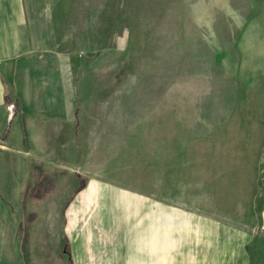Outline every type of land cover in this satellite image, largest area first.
I'll return each instance as SVG.
<instances>
[{
	"label": "rangeland",
	"instance_id": "1",
	"mask_svg": "<svg viewBox=\"0 0 264 264\" xmlns=\"http://www.w3.org/2000/svg\"><path fill=\"white\" fill-rule=\"evenodd\" d=\"M82 9L72 31L66 23L73 110L56 125L42 116L39 134L23 122V141L8 143L25 155L26 198L38 199L26 213L50 214L62 232L69 218L85 241L125 259L152 248L159 261L191 264L194 211L239 210L256 185L264 0H83ZM57 241L56 264H69L66 238Z\"/></svg>",
	"mask_w": 264,
	"mask_h": 264
},
{
	"label": "crops",
	"instance_id": "2",
	"mask_svg": "<svg viewBox=\"0 0 264 264\" xmlns=\"http://www.w3.org/2000/svg\"><path fill=\"white\" fill-rule=\"evenodd\" d=\"M82 7L83 0H0V264H56L58 237L66 238L59 253L69 264H168L152 248L130 250L126 259L120 248L98 249L69 224L70 210L63 232L50 214L26 213L38 199L26 198L25 155L8 143L23 141V122L39 134L42 116L56 125L73 110V42L66 23L68 15L72 31L71 15ZM256 159V185L239 210L231 203L194 211L191 264H264V148ZM45 253L52 257L41 263Z\"/></svg>",
	"mask_w": 264,
	"mask_h": 264
}]
</instances>
